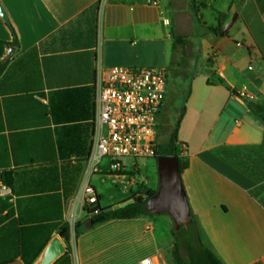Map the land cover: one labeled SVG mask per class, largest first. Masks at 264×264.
Here are the masks:
<instances>
[{"label":"crops","instance_id":"obj_1","mask_svg":"<svg viewBox=\"0 0 264 264\" xmlns=\"http://www.w3.org/2000/svg\"><path fill=\"white\" fill-rule=\"evenodd\" d=\"M0 2L19 41L0 58V264H40L57 237L68 251L52 264H175L165 214L86 228L142 178L112 174L108 159L88 164L98 63L189 81L178 146L197 229L224 264H264V121L247 104L264 105V0H196L195 12L191 0ZM0 41H13L1 16ZM103 177L127 179L126 197L107 199ZM87 184L98 202L76 206ZM145 184L157 188L152 177ZM80 221L70 250L61 227Z\"/></svg>","mask_w":264,"mask_h":264},{"label":"built area","instance_id":"obj_2","mask_svg":"<svg viewBox=\"0 0 264 264\" xmlns=\"http://www.w3.org/2000/svg\"><path fill=\"white\" fill-rule=\"evenodd\" d=\"M164 22L170 24L169 20ZM167 91L166 69L104 67L98 63L94 84L95 133L88 164L96 169L108 159L111 170L119 172L128 170L124 159L155 158ZM239 96L246 97V91L239 92ZM74 201L76 206L97 203L98 196L87 184ZM139 264L156 263L147 257Z\"/></svg>","mask_w":264,"mask_h":264},{"label":"trees","instance_id":"obj_3","mask_svg":"<svg viewBox=\"0 0 264 264\" xmlns=\"http://www.w3.org/2000/svg\"><path fill=\"white\" fill-rule=\"evenodd\" d=\"M154 1V0H151ZM196 0H191V7L192 10L196 11ZM13 35V41L2 42L0 41V58L5 53V48H17L19 46L18 37L16 34L15 29L8 23ZM210 31L217 34L221 31V28H209ZM180 39L177 37L175 38L173 50L175 51L178 47ZM6 63L0 62V75L5 70ZM249 109L258 117H260L264 121V105L255 104L253 102H248ZM186 108L185 105L182 107L180 116L177 119L176 123L170 128L169 130V141L166 145L165 153H160V146L157 143V149L155 154V160L162 155H172L178 157L179 161V168L181 174L187 168L188 164L185 162L183 156L180 155L178 152V132L181 126L182 119L185 115ZM114 175H128L130 178H134V172H127V171H112ZM160 184V183H159ZM153 189L149 187L145 182H141L135 192L132 193V197L138 196L141 198L140 201H135L134 203L120 208L118 210H113L110 212H106L105 209H100L96 214L92 215L90 220L95 227L104 225L113 220H132L140 217H155L156 215L152 214L147 206L148 200L151 196L155 195L159 188ZM131 197V198H132ZM130 198V199H131ZM190 223L188 228H181L180 232H177L175 228L172 230V237H173V250H172V257L175 264H224L220 258L210 249L208 248L197 229L195 218L193 217L190 211ZM85 221H80L75 224L74 232L75 237L78 238L81 236L83 231L85 230ZM61 237L69 243L72 236L71 227L69 224H65L61 227L60 230Z\"/></svg>","mask_w":264,"mask_h":264},{"label":"water","instance_id":"obj_4","mask_svg":"<svg viewBox=\"0 0 264 264\" xmlns=\"http://www.w3.org/2000/svg\"><path fill=\"white\" fill-rule=\"evenodd\" d=\"M0 16L10 23L9 16L0 2ZM234 22V21H232ZM227 25L223 31L227 32L233 23ZM15 52V48L11 47L7 51L10 56ZM157 172L159 179V188L155 195L151 196L148 200L147 206L149 211L154 215L168 214L175 222V230L181 231V228H188L190 217V204L183 185L182 175L179 168L178 157L172 155H162L156 160ZM134 203L133 199H129L121 204L108 207L106 212L118 210ZM92 220L88 221L86 228H93ZM68 249L63 243L61 238H55L51 245L48 247L40 264H52L60 256L67 253Z\"/></svg>","mask_w":264,"mask_h":264},{"label":"rangeland","instance_id":"obj_5","mask_svg":"<svg viewBox=\"0 0 264 264\" xmlns=\"http://www.w3.org/2000/svg\"><path fill=\"white\" fill-rule=\"evenodd\" d=\"M171 29V26L168 27ZM187 61V60H186ZM200 67V64H198V68ZM188 80V79H187ZM184 82H189V81H183L182 78H172L171 74H169V79H168V84H169V90L167 94V99H166V104L163 108V117H162V127L160 130V137L157 139V142L159 143L160 146V153L163 154L165 153L166 145L169 141V136H167V133L169 132L170 128L176 123L177 119L180 116V112L182 107L185 105V100L188 95V90H189V85L186 83L184 85ZM182 84V85H181ZM172 124V125H171ZM178 152H180L179 146H177ZM124 164H130L129 168L131 169L130 172H134L135 176L134 178H137L138 176H142V180L146 182V179H150L151 177L155 181V186L158 187V172H157V164L154 158H138V159H124L123 160ZM134 164H138L133 166ZM130 178V179H134ZM103 184L106 189H108L109 194H105L107 199L111 200L112 198H117L120 196H125L127 195L128 192V183L127 179L125 178H119V179H114V178H108V177H103ZM141 179H137V183L132 186V190L135 192L137 189V186L141 183ZM131 190V191H132ZM133 193V192H132ZM133 195L130 196V198ZM126 197V196H125ZM131 199L135 201H140L141 198L138 196L132 197ZM165 219H169L170 222V228L173 230L175 228V222L172 219V217L168 214H165ZM157 232L161 233L160 226L156 227ZM72 237H75L74 231L72 232L71 240L68 243L69 249L72 250L74 246V241H72ZM170 238L173 237L172 235ZM76 239V237H75ZM145 250L144 247L140 246L139 244H136L134 247V255L137 257L143 253Z\"/></svg>","mask_w":264,"mask_h":264}]
</instances>
